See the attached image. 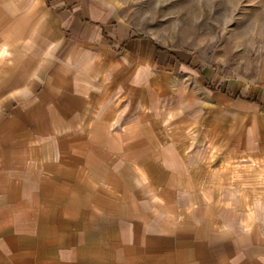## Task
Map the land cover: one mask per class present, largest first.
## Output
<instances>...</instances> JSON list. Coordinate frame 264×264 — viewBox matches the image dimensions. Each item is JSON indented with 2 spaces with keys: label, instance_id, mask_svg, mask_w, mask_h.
<instances>
[{
  "label": "crops",
  "instance_id": "obj_1",
  "mask_svg": "<svg viewBox=\"0 0 264 264\" xmlns=\"http://www.w3.org/2000/svg\"><path fill=\"white\" fill-rule=\"evenodd\" d=\"M133 37L105 0H0V264H264L245 215L141 186L155 155L93 117L115 113L117 50L152 62Z\"/></svg>",
  "mask_w": 264,
  "mask_h": 264
},
{
  "label": "rangeland",
  "instance_id": "obj_2",
  "mask_svg": "<svg viewBox=\"0 0 264 264\" xmlns=\"http://www.w3.org/2000/svg\"><path fill=\"white\" fill-rule=\"evenodd\" d=\"M105 1L153 56L117 50L115 113L93 117L136 141L123 154L155 155L138 164L140 184L167 176L193 188L180 197L229 203L264 237V0Z\"/></svg>",
  "mask_w": 264,
  "mask_h": 264
}]
</instances>
